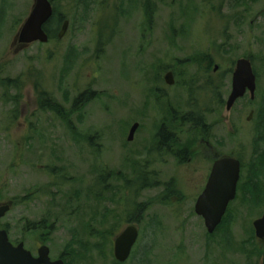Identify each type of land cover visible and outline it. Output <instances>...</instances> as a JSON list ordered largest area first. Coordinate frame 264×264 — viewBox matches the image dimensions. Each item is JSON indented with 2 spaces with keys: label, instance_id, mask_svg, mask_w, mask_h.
I'll use <instances>...</instances> for the list:
<instances>
[{
  "label": "rangeland",
  "instance_id": "374dc122",
  "mask_svg": "<svg viewBox=\"0 0 264 264\" xmlns=\"http://www.w3.org/2000/svg\"><path fill=\"white\" fill-rule=\"evenodd\" d=\"M33 2L0 0V202L15 201L1 222L11 239L35 250L42 242L68 264H264L253 224L264 189L261 199L242 194L256 167L264 185V0H53L66 35L21 47L15 37ZM244 57L256 98L207 115L215 124L226 116L211 134L243 163L226 224L210 234L195 204L212 163L161 155L156 136L166 124L176 147H192L181 117L208 106L206 95L215 101L206 68L220 66L227 98ZM27 221L46 226L27 231ZM129 224L139 237L120 263L114 241Z\"/></svg>",
  "mask_w": 264,
  "mask_h": 264
},
{
  "label": "water",
  "instance_id": "95a60500",
  "mask_svg": "<svg viewBox=\"0 0 264 264\" xmlns=\"http://www.w3.org/2000/svg\"><path fill=\"white\" fill-rule=\"evenodd\" d=\"M54 14V6L51 0H35L29 15L21 25L16 36L17 42L21 47L39 41L48 42L49 34L45 30V24ZM69 28V20L66 19L58 33L59 38H63ZM168 84L175 83L173 72L165 75ZM250 89L252 96L256 91V74L253 69L252 61L249 58H240L236 62L233 74V89L228 98V108L234 102L244 96L247 89ZM139 123L132 125L129 133V140H133ZM241 176V162L235 157H223L217 160L212 168L211 174L203 192L199 195L195 211L203 217L207 231L214 233L221 224L228 206L236 198L238 183ZM12 208L10 202L0 205V219ZM255 233L258 239L264 241V212L263 215L253 222ZM139 229L136 225H129L114 241L115 257L120 262H125L137 242ZM36 257L26 249L24 242L14 245L7 230L0 229V264H66L62 259L51 260L50 247L42 245Z\"/></svg>",
  "mask_w": 264,
  "mask_h": 264
},
{
  "label": "flooded vegetation",
  "instance_id": "af4514ba",
  "mask_svg": "<svg viewBox=\"0 0 264 264\" xmlns=\"http://www.w3.org/2000/svg\"><path fill=\"white\" fill-rule=\"evenodd\" d=\"M33 1H35V0H33ZM51 2L53 3V0H51ZM15 42H17L16 37H15ZM19 46H21V45L19 44ZM212 66H214V65H210V67L206 68V71L207 72L209 71L210 75L207 74V77L204 76V88H205L206 91H207V89L209 90L210 94L213 96V99H215V101L213 103L207 102L208 98H207V95L204 93V95H206V100L203 101V105L206 104L208 106H202L201 110L192 106L193 110H189V112H187L185 115H183L181 117L182 118L181 121H184L183 118H185L186 119L185 123H189L190 124L189 130L192 132V139L194 141L196 140V143H194L192 147L187 148V149H181L179 147H176V146H178L177 140H176L177 139L176 130H174L173 127H168L166 124H161L158 127L157 136H156L157 137L156 138L157 139V144H156V147H155L156 150L161 152L160 153L161 155H162L163 151L171 152L172 155L175 156L176 159H178V161H180V162L182 161L181 162L182 164L185 163L184 160L190 161L195 156H199V158L201 160H206L207 159L209 161V163L210 162L212 163L211 170H210V173L208 175L207 181H208L209 176L211 174V171H212L214 163L217 160H219V159H221L223 157H227V156L235 157V158L240 160L241 166L243 165L242 160H241L242 158L240 157L239 154L236 153V156H237L236 157L234 155L235 153H233V154L222 153L220 151L219 143L213 138V134H211L212 130L213 129H217V127H219L221 124H223L225 126V123L227 121L226 120V116L224 115L223 122L215 124V121H209L208 122L207 115L210 118L211 114H214L216 112H220L221 109H223V110L225 109V111H231L233 109V107H234V104L239 99L245 97L247 94L250 95L251 100H254L256 98V91H255V95L252 96V93H251L250 89L248 88L246 90V93L244 94V96L239 97L234 102L233 106L231 108H228V98H229V96H230V94L232 92V89H233V74H234V71L232 72L231 91H230L229 96L226 98V96H227V94H226V92H227L226 91V88H227L226 77L225 76H221L223 73H220V66L219 65H215L214 67H212ZM235 67H236V65H235ZM253 69H254V67H253ZM234 70H235V68H234ZM168 72H173L174 73L173 69H171V68H168L166 70V74ZM216 77H218V79ZM164 81L169 86L170 85H174V84H168L166 82V80H165V76H164ZM256 90H257V75H256ZM253 115H254V110L251 109L250 114L247 117L248 121H251ZM163 130H165L166 133H167L166 139L163 136ZM196 132H198V133H196ZM197 134H198V136H197ZM127 139L129 140V136L127 137ZM129 141H132V140H129ZM241 169H242V167H241ZM102 177H104V176L102 175ZM145 178L146 177L144 176L143 179H145ZM92 184L93 183H91V185H89L87 187V188H89L90 191H93V188H94V185H92ZM203 190H202V192H203ZM8 202H10L12 204V208H11V210H12L13 207L15 206V201L14 200H9V201H6V202H0V205L3 204V203H8ZM8 213H6V215L0 219V229L7 230L8 234H9L10 241L14 245H18L20 242H24V241L23 240H12L11 236H10V229L8 228V225H3L1 223L2 220L7 216ZM137 217L138 216H135V218H133L132 216H129V218L127 220L129 222H133V221H135V219ZM34 223L35 222H33V221H27L26 224H25L26 230L27 231H29V230L30 231H34ZM129 225H132V224H129ZM134 225H136V224H134ZM24 244H25L26 249L30 250L32 252V254L34 256H36V257L39 255V253H38L39 248L42 245H44V243L40 242V245L35 250V249L27 247L25 242H24ZM50 257H51V260L62 259L66 264H68V262L63 257H60V256L59 257L58 256L54 257V256H52L51 250H50Z\"/></svg>",
  "mask_w": 264,
  "mask_h": 264
},
{
  "label": "trees",
  "instance_id": "16d2710c",
  "mask_svg": "<svg viewBox=\"0 0 264 264\" xmlns=\"http://www.w3.org/2000/svg\"><path fill=\"white\" fill-rule=\"evenodd\" d=\"M64 20H65V16L60 11H58L56 6H54V14L50 18V20L45 24V27H44L50 37H58V32L61 29V26H62ZM44 94L45 93L42 92V95H44ZM79 100L83 101V95L80 96ZM44 102H46V101H44ZM52 109L57 111V109H55L53 107H52ZM183 120H184V122L186 121L185 118H183ZM163 136L166 139L167 133H166L165 130H163ZM258 172H259L258 167H256V172L254 174V178L252 180L247 179L248 180V182H247L248 184L245 186L246 189L243 191L242 194L248 193V194H251V195H248L247 197L245 195V197H246L245 201H251L253 194L257 196V197H255V199H257V198L261 199V194L263 192V189H264L263 186L264 185L262 183V186H261V184L258 181H255V180L258 179L257 178ZM144 183H145V185L149 186L148 180H144L143 179V185H144ZM240 183L242 184V181ZM143 185L140 186V187H143ZM226 221H227V218L224 217L222 223L219 225L218 228L223 227L226 224ZM44 226H45L44 222H35L34 223V230H41V229L44 228Z\"/></svg>",
  "mask_w": 264,
  "mask_h": 264
}]
</instances>
